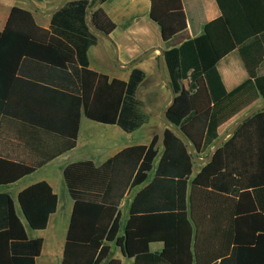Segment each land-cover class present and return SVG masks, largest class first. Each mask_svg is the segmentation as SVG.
I'll return each instance as SVG.
<instances>
[{"label": "trees", "instance_id": "16d2710c", "mask_svg": "<svg viewBox=\"0 0 264 264\" xmlns=\"http://www.w3.org/2000/svg\"><path fill=\"white\" fill-rule=\"evenodd\" d=\"M103 1L87 12L93 0H65L50 14L46 28L35 23L29 10L11 7L0 30V125L23 119L22 100L14 96L25 85L72 90L79 114L125 132L147 121L144 104L135 94L142 70L133 67L127 79L120 80L88 68L86 50L97 39L89 26L104 35L114 28L99 6ZM148 2V16L163 43L165 76L174 92L165 117L196 155L205 157L222 123L264 100V0H214L218 15L208 21L197 19L203 17L199 0H188L186 7L181 0ZM199 23L201 31L195 33ZM187 27L194 31L192 36ZM234 49L247 77L227 91L216 62ZM199 76L210 104L197 112L187 94L194 91ZM157 139L153 134L148 144L124 147L99 165L83 159L63 167L72 208L59 264H100L108 257L110 242L132 257L133 264H264V204H257L264 193V109L225 137L191 178L195 163L179 136L164 126L159 153ZM246 157L257 160L258 176L245 185L241 171L248 167ZM42 162L25 163L0 154V185L28 175ZM142 183L119 236L120 199ZM247 186L251 190L243 189L233 202L231 194ZM245 197L248 205L254 201L253 207L241 204ZM17 202L28 227L43 229L55 210L56 195L45 181H38L20 190ZM156 241L162 247L152 252L148 244ZM41 244L40 237L27 238L12 200L0 192V264H34ZM105 264L120 263L107 258Z\"/></svg>", "mask_w": 264, "mask_h": 264}, {"label": "crops", "instance_id": "0c3cea01", "mask_svg": "<svg viewBox=\"0 0 264 264\" xmlns=\"http://www.w3.org/2000/svg\"><path fill=\"white\" fill-rule=\"evenodd\" d=\"M59 1L0 0V30L3 28L7 15L13 6L29 10L35 23L42 28H46L52 13L46 11L55 7ZM181 1L183 6L186 7L188 0ZM199 2L203 17H197L198 20L203 18L208 21L218 15L214 0H199ZM93 3L94 0L89 6L90 8L96 5ZM99 6L114 23V28L106 37L97 35L96 42L87 48L88 68L97 73L105 74L108 78L120 80H126L130 69L133 67L142 70L144 77L138 84L135 94L143 102L145 112L150 113L151 111L150 104L146 102H151L152 94L155 95V99H159V106L163 107L169 101V92L161 80L158 67V48L162 50L163 43L158 26L148 16V0H104ZM201 26V23L195 24V33L201 31ZM187 31L190 36L194 34V31L192 32L189 27H187ZM148 50L150 51L146 55L129 65L134 59ZM216 69L227 91L234 88L247 77L235 49L216 62ZM28 80L31 82V79ZM195 83L196 88L193 92H189L187 96L191 108L198 112L210 104V99L202 76L197 77ZM25 86L27 87L23 89L22 93H17L14 96V99L22 100L23 119L21 121L17 118L7 119L0 125V154L6 155L11 160L25 163H33L39 160H43V162L28 175L22 176L14 182L0 185V192L8 194L12 200L14 211L24 226L27 238L40 237L42 239L40 251L34 258V264H59L72 208V199L67 192L62 177L63 167L68 163L83 159H89L94 165H99L124 147L148 144L153 134L158 136L155 146L159 153L161 151L160 135L164 125L162 121L160 123V111L159 115L156 111L154 113L156 118H154V123H151L147 114L148 119L144 124L131 132H125L115 124L95 122L87 119L82 113L79 114L77 106L73 108L72 90L70 92H63V90L56 92L44 88L31 89L28 85ZM141 87L146 91L145 96L141 95ZM182 89L185 90L184 87ZM262 101L264 100L258 99L254 101L222 123L217 128L219 135L231 127L247 109ZM82 118L85 122H88L84 123V126L81 124ZM73 121H75L74 138H72ZM159 124L160 128H158ZM139 128V135L144 138L142 142H138L139 140H126L128 134L136 133ZM156 161L157 158L154 159L153 166ZM235 163L238 166L241 165L239 159L235 160ZM257 163V160L253 157L245 159V165L248 167L244 172L241 171V178L245 185L248 181L252 182L254 177L258 176L255 174ZM261 164L264 165V160ZM198 165L200 164L195 163L192 166L190 178L198 171ZM152 171L153 168L147 173L145 182L151 178ZM232 177L237 178V175L232 174ZM261 179L264 181V175H261ZM38 181H45L50 186L51 191L56 195V206L54 212L48 216L46 226L43 229H30L18 205L17 195L20 190ZM144 183L130 187L120 199L117 207L119 211V236L123 234L124 225L128 217L129 203L135 192ZM243 189L251 190L247 186L246 188H240L237 193L233 192L231 194L233 202L237 201L238 194ZM245 198L247 201L241 202V204L248 208L253 207L254 201L248 205V197ZM258 200V205L264 204V193L258 196ZM121 210L123 213L122 222ZM58 211L59 213H66V217L63 218L65 219V224L63 220H57L56 214ZM58 228L60 229L59 236L55 237V232ZM29 230L39 231L40 234L36 236L30 235ZM49 230H54V238L50 237V233L47 234ZM108 245V259L116 258L120 264H133V258L126 256L113 242L108 243ZM161 247L162 243L159 241L148 244V249L152 252H159ZM106 259L100 264H105Z\"/></svg>", "mask_w": 264, "mask_h": 264}, {"label": "water", "instance_id": "95a60500", "mask_svg": "<svg viewBox=\"0 0 264 264\" xmlns=\"http://www.w3.org/2000/svg\"><path fill=\"white\" fill-rule=\"evenodd\" d=\"M65 0H60L59 3L49 9L48 11L46 12H53L55 11ZM98 2V0H94V3L93 4H96ZM90 9V7H88L86 9V11L88 12ZM90 30L93 31L96 35H100V36H103V37H106V35L96 31L91 25L89 26ZM150 50L146 51L145 53H143V55H140L139 57H137L136 59H134L129 65L133 64L134 62H136L137 60H139L142 56L146 55ZM158 52H159V55H158V67H159V73H160V77H161V80L162 82L164 83V85L166 86V88L168 89V92H169V101L166 105H164L161 110H160V117H161V120H162V123L164 124V126L166 128H168L169 130L173 131L175 134H177L179 136V138L182 140V142L185 144L189 154L191 155V158L193 160L194 163L196 164H202V163H205V162H208L211 158V154L212 152L217 148V146L222 142V140L224 139L225 136L231 134L234 129L243 121L245 120L246 118H248L249 116H251L253 113L259 111V110H262L264 109V101H262L261 103L257 104V105H254L252 107H250L249 109H247L243 114H241L237 120L233 123V125L231 127H229L228 129H226L222 134H220L216 140L213 142L208 154L205 156V157H199L198 155H196V153L194 152L192 146L190 145V143L187 141L186 137L181 133V131L175 127L174 125L170 124L166 117H165V110L167 108H169L173 101H174V92L172 91L167 79H166V76H165V73H164V68H163V59H162V56H161V52L162 50L160 48H158ZM128 65V66H129Z\"/></svg>", "mask_w": 264, "mask_h": 264}, {"label": "rangeland", "instance_id": "374dc122", "mask_svg": "<svg viewBox=\"0 0 264 264\" xmlns=\"http://www.w3.org/2000/svg\"><path fill=\"white\" fill-rule=\"evenodd\" d=\"M150 93V92H149ZM145 94H146V91H145V89H143V87H141V95L142 96H145ZM152 96V99H151V102L150 101H147L146 103L147 104H150V113L149 112H147V114L149 115V120L151 121V123H154V118H155V112L157 111V114L159 115V111H160V109L162 108V106H159V99H155V95L154 94H152L151 95ZM159 107H161L160 109H159ZM156 119V118H155ZM160 119H161V117H160ZM161 121L162 120H160V123H161ZM84 123H88L87 121L85 122L84 120H83V118H82V121H81V124H82V126H84ZM164 125V124H163ZM161 126H160V124H159V127L158 128H160ZM157 128V129H158ZM140 130V128L137 130V132L135 133H132V134H128L127 136H126V140H132V141H135V140H139L138 142H142V139H144V138H142V137H140V135H139V133L140 132H138ZM124 201V200H123ZM123 201H122V203H123ZM66 213H64V212H60L59 213V211L57 212V214H56V217H57V220H59L60 221V219L61 220H63V222H64V220L65 219H63L64 217H66V215H65ZM123 221V213H122V210H121V222ZM64 224H65V222H64ZM62 227V226H61ZM60 228V227H59ZM58 228V230L55 232V237H57V236H59V232H60V229ZM30 232H29V234L30 235H33V236H36V235H38V234H40V232L39 231H31V230H29ZM50 233V237H53L54 238V230H49L48 232H47V234H49ZM45 236V235H44ZM49 240H52V239H49Z\"/></svg>", "mask_w": 264, "mask_h": 264}]
</instances>
